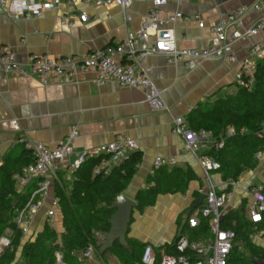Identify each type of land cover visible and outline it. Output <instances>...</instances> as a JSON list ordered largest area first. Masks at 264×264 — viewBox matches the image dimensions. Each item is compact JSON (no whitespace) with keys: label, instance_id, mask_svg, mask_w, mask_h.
Masks as SVG:
<instances>
[{"label":"crops","instance_id":"1","mask_svg":"<svg viewBox=\"0 0 264 264\" xmlns=\"http://www.w3.org/2000/svg\"><path fill=\"white\" fill-rule=\"evenodd\" d=\"M151 1L131 0L128 10L131 19L128 22L116 4L93 6L77 3L75 7L85 10L89 20L84 24L76 21L72 26L60 22V18L73 9L67 4L48 10L40 17L15 21L0 9V43L12 47L22 63L31 54L82 56L92 49L116 43L128 31L136 30ZM164 8L166 13L179 10L191 17L188 21L178 20L166 25L179 48L217 44L212 25L239 9H244L241 16L243 27L252 26L264 16V0H187L179 4L169 2ZM198 21H203L202 27L198 26ZM236 26L231 22L229 29ZM255 41H264V32L235 41L232 44L234 55L238 59L246 56L250 44ZM142 62L151 66V79L161 91L168 110L151 112L143 89L124 87L115 81L98 84L93 81V73H80L75 79H61L43 85L35 76H22L0 69V163L9 151L21 145L18 141L21 137L54 145L75 126L74 148L88 149L111 141L116 134H125L135 140L134 151L141 155L139 166L122 191L134 199L137 191L146 186L153 159L156 156L175 157L176 163L167 167H190L198 178L189 182L184 193L159 194L155 203L142 212L134 208L127 232L128 238L150 244L155 251V247L171 245L175 241L203 186L202 170L196 157L185 149L182 137L171 132L172 118H185L198 102L230 90L237 83L235 73L238 66L226 58H209L188 69L181 62L169 61L163 54L149 55ZM57 173L66 181L72 180V173L63 165ZM263 173L264 161L243 172L241 175L245 174V181L242 183L238 182L240 175L233 199L223 211L224 216L230 209L241 208L244 204L248 217L250 199L246 197L245 190L251 184H264ZM53 196L54 182L45 207L50 205ZM203 201L193 210L199 208ZM45 223V217L39 212L31 224L33 234L42 230ZM53 228L60 237L63 231L60 207L56 209ZM163 252L164 248H161L160 254ZM105 261V264H121L110 252L105 254ZM84 264L104 263L94 256L84 260Z\"/></svg>","mask_w":264,"mask_h":264},{"label":"built area","instance_id":"2","mask_svg":"<svg viewBox=\"0 0 264 264\" xmlns=\"http://www.w3.org/2000/svg\"><path fill=\"white\" fill-rule=\"evenodd\" d=\"M181 1L187 0H152L150 8L141 17L140 25L136 30L128 31L123 39L116 43L92 49L82 56L53 57L48 54H31L28 60L22 63L18 61L16 51L12 47L0 43V69L7 73L35 76L43 85L61 79H75L80 73H93V81L98 84L115 81L124 87L143 89L151 112L168 110V106L162 98L161 91L151 79V66L142 62L149 55H166L169 61L181 62L188 69L195 68L204 59L226 58L237 63L236 82L250 86L257 61L264 56V41L252 42L247 55L240 59L234 55L232 44L264 32V16L252 26L243 27L241 16L244 9H239L231 15L221 17L212 25L211 31L217 44L202 48H179L166 25L178 20L188 21L191 17L179 10L166 13L164 6L169 2L179 4ZM77 3L93 6L116 4L121 8L125 21L131 19L128 13L131 0H0V9L15 21L20 18L40 17L48 10L67 4L73 9L68 15H63L60 22L72 26L76 21L84 24L89 20L85 10H78L75 7ZM254 8H258V5H254ZM231 22L236 23L237 26L229 29ZM203 24V21H198V26L202 27ZM171 132L182 137L185 149L196 157L202 170L203 186L199 192L204 194V201L199 208L187 215L185 222L189 227H196L202 217L206 218L211 236L204 239H190L184 234H178L174 241V252L161 253L158 264H227L236 234L233 229H225L221 226V215L233 199L237 181L232 178L223 179L221 176L216 178L217 174L220 175L218 160L203 153L211 147L215 149L222 147L223 140H217L211 129L191 128L183 116L172 118ZM234 133L232 127L226 130L227 135ZM76 135L77 129L73 126L70 132L54 145L22 137L18 139L31 151L34 158L22 174L13 175L17 190L20 191L25 186L33 187L25 202L15 208V227L22 237L33 234L31 224L39 212H42L46 223L53 228L59 200L54 195L47 207L45 200L58 176L59 167L63 165L66 171L73 172L86 160L103 155L93 167L92 173L108 174L136 148L133 138L125 134H116L111 141L97 147L75 149L73 139ZM258 135L264 136V121L261 123ZM254 157L260 163L264 159V150L257 151ZM139 163L138 161L135 167H138ZM175 163V157L156 156L153 159L151 174L161 166H171ZM263 189L264 184H251L245 190L246 197L250 199L248 218L257 224L264 222ZM9 233L7 229L0 236V254L5 248L13 249L12 236ZM249 238L256 245L264 247V228H255ZM93 257L94 247L91 244L79 253V258L82 260ZM156 260L153 246L147 244L141 256L142 263L155 264ZM54 264H66L61 251L55 252Z\"/></svg>","mask_w":264,"mask_h":264},{"label":"trees","instance_id":"3","mask_svg":"<svg viewBox=\"0 0 264 264\" xmlns=\"http://www.w3.org/2000/svg\"><path fill=\"white\" fill-rule=\"evenodd\" d=\"M185 119L191 128L211 129L217 140H223L222 147L203 151L218 160L221 178L237 181L243 172L256 168L259 161L254 155L264 150V136L258 135L264 121V56L257 61L250 86L236 83L230 90L205 98ZM229 127L234 128L233 135L226 134ZM102 156L86 160L71 172V181H66L60 173L54 180V195L58 197L62 215L60 237L45 223L42 230L24 240L15 227V208L25 202L33 187L17 190L13 175L22 174L34 158L23 144L4 156L0 163V236L8 229L13 249L5 248L1 252L0 264H54L56 251H61L67 264H84L79 253L89 244L94 247V256L104 264L107 252L116 256L121 264H143L141 256L146 243L134 238L127 237L126 247L116 241L110 249L99 252L104 233L110 228L109 219L115 211L111 207L114 199L125 189L136 171L135 164L141 159L140 153L133 151L108 174H93L92 169ZM197 178L190 167H159L147 176L146 186L137 191L134 197L137 210L142 212L153 205L159 194L186 192L189 182ZM221 226L233 229L236 234L227 264H255L254 258L264 260V247L249 238L255 228H264V222L253 223L245 215L244 204L241 208L230 209L221 219ZM178 234L190 239L209 238L208 220L202 217L196 227H189L185 222ZM161 248L165 253H173L174 242L155 247V264H158Z\"/></svg>","mask_w":264,"mask_h":264},{"label":"water","instance_id":"4","mask_svg":"<svg viewBox=\"0 0 264 264\" xmlns=\"http://www.w3.org/2000/svg\"><path fill=\"white\" fill-rule=\"evenodd\" d=\"M204 199V194L201 193L197 202L191 207V211L196 206V204L202 202ZM16 200L13 206H15ZM115 211L109 219L110 228L104 233L103 243L99 248V252H104L110 249L114 242H119L123 246H127V232L129 224L132 220L133 209L136 208V202L134 199L126 196L124 193H119L116 195L114 202L111 206ZM224 213H222L221 218H223ZM255 264H264V260L253 259Z\"/></svg>","mask_w":264,"mask_h":264},{"label":"rangeland","instance_id":"5","mask_svg":"<svg viewBox=\"0 0 264 264\" xmlns=\"http://www.w3.org/2000/svg\"><path fill=\"white\" fill-rule=\"evenodd\" d=\"M264 160H262L261 162H263ZM71 175V174H70ZM263 176H264V173H263ZM244 177H245V174H243V175H241V177L239 178V180H238V182L239 183H242V182H244L245 180H244ZM258 180V179H257Z\"/></svg>","mask_w":264,"mask_h":264}]
</instances>
